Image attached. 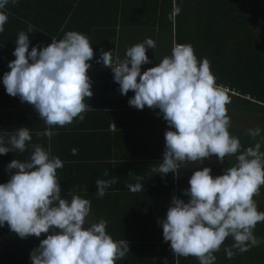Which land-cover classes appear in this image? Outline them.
Listing matches in <instances>:
<instances>
[{"label": "clouds", "instance_id": "clouds-1", "mask_svg": "<svg viewBox=\"0 0 264 264\" xmlns=\"http://www.w3.org/2000/svg\"><path fill=\"white\" fill-rule=\"evenodd\" d=\"M9 2L15 5L18 0H0V33L8 21L3 9ZM34 29L29 24L27 32H18L15 59L9 62L10 71L3 74L2 82L8 95L34 108L46 125L37 136L50 140L58 135L54 127H65L74 120L82 123L85 113L93 109L85 99L93 96L87 73L94 51L89 38L77 31H67L62 39L53 37L50 44L32 46L29 51L28 33ZM155 47V41L147 38L128 47L123 58H114L111 50L102 48L96 62L112 70L121 95L134 92L129 106L159 109L157 115L166 121L163 158L152 173L174 174L186 162L201 165L216 157L223 163L226 156H235L237 162L222 175L213 177L209 167L194 171L190 187L183 190L189 200L173 196L166 218L158 221L174 256H193L199 264H215L214 253L231 237L233 243L224 251L232 259L233 249L244 253L262 242L254 231L264 222V211L258 210L254 197L264 186V152L260 142L243 149L239 138L229 132V96L216 83L207 58L198 60L191 44L174 43L171 55L142 72V65L151 63L146 50ZM246 134L256 140L260 129H249ZM31 141L26 126L0 134V155L31 148L28 159H12L6 166L10 178L0 183V227L7 225L22 239L47 234L30 253L32 264H115L123 259L130 251L129 242L114 240L103 218L84 227L91 201L70 190L67 197L71 198H62L57 169L63 168V161ZM71 151L78 154L76 148ZM135 180L126 185L133 193L142 190L143 177ZM115 183V176L97 179L96 196L104 197ZM164 264H168L167 257Z\"/></svg>", "mask_w": 264, "mask_h": 264}, {"label": "crops", "instance_id": "crops-1", "mask_svg": "<svg viewBox=\"0 0 264 264\" xmlns=\"http://www.w3.org/2000/svg\"><path fill=\"white\" fill-rule=\"evenodd\" d=\"M105 1L18 0L15 5L11 2L6 5L3 11L8 14V21L4 32L0 33V134L12 133L26 126L32 135L30 143L41 144L52 156L60 157L64 166L57 169V178L62 198L70 199V196L67 197L70 190L91 201V212L84 227L103 218L107 221L106 231L114 240L129 242L130 251L115 264H164L165 257L168 264H199L193 256L173 255L170 242L163 240V229L158 221L166 218L173 196L185 202L189 200L183 190L190 187L188 181L193 172L203 167H218L219 160L212 157L205 159L201 165L199 162H186L174 174L170 172L164 176L152 173L151 169L158 166L163 158L164 133L168 130L166 121L162 114L157 115L159 109L145 106L143 110H138L129 106L128 100L134 92L121 95L112 70L104 68L102 62H96L102 48L111 50L114 58H123L128 47L151 38L156 47L146 50L151 63L142 65L141 71L155 67L166 55H171L173 44L177 43L174 40V24L162 29L157 25H111L108 23L114 8L108 9L102 4ZM177 9L179 6L172 0V18ZM116 11L122 12L120 9ZM29 24L35 26L34 32L28 33L29 51L32 46L50 44L53 37L62 39L67 31L86 35L94 51L87 73L92 81L93 96L85 99V103L93 109L85 113L82 123L74 120L65 127H54L52 131L58 135L50 140L37 136L38 132L46 130V125L38 118L34 108L28 103H21L19 97L8 95L2 82L3 74L10 71L9 62L15 59L13 51L17 34L27 32ZM73 148L78 149L77 155L72 154ZM30 153L31 148L24 153L17 151L0 155V183L10 178L7 164L12 159L23 162ZM106 171L108 176L103 175ZM113 176L117 177V183L107 189L104 197L98 198L95 181ZM136 176L143 177L140 181L142 190L133 193L126 185L135 184ZM214 255L215 264H221L220 252ZM260 258L254 264H264L263 255L260 254Z\"/></svg>", "mask_w": 264, "mask_h": 264}, {"label": "trees", "instance_id": "trees-1", "mask_svg": "<svg viewBox=\"0 0 264 264\" xmlns=\"http://www.w3.org/2000/svg\"><path fill=\"white\" fill-rule=\"evenodd\" d=\"M175 3L179 11L172 18V0L102 2L108 9L114 8L108 23L111 25H157L162 29L174 24V40L179 44H191L198 60L207 58L216 83L229 89L227 115L264 126V0H175ZM118 9L122 12H117ZM229 132L239 138L243 149L260 142L264 152L263 137L253 140L247 131L233 124ZM236 162L234 155L226 156L223 163L219 161L220 165L211 169V175H222ZM254 200L258 210L264 211V186ZM44 235L47 234L39 238L29 236L31 240L22 239L9 231L8 226L0 227V264H32L30 253L45 239ZM254 235L261 239V244L244 253L233 249L236 255L232 259L227 258L224 251L233 243L228 237L219 251L220 263L254 264L261 260L260 254L264 257V222L256 225Z\"/></svg>", "mask_w": 264, "mask_h": 264}, {"label": "rangeland", "instance_id": "rangeland-1", "mask_svg": "<svg viewBox=\"0 0 264 264\" xmlns=\"http://www.w3.org/2000/svg\"><path fill=\"white\" fill-rule=\"evenodd\" d=\"M224 88H226L224 86ZM235 92V91H234ZM231 119V124H233L235 127H239L244 129L245 131H248L249 129H255V128H259L260 129V137L264 138V126H260L258 123L256 122H252L249 119H243V118H237V117H231L229 116Z\"/></svg>", "mask_w": 264, "mask_h": 264}, {"label": "built area", "instance_id": "built-area-1", "mask_svg": "<svg viewBox=\"0 0 264 264\" xmlns=\"http://www.w3.org/2000/svg\"><path fill=\"white\" fill-rule=\"evenodd\" d=\"M175 13V12H174ZM227 92H229V89L228 88H225ZM234 92V91H233Z\"/></svg>", "mask_w": 264, "mask_h": 264}]
</instances>
